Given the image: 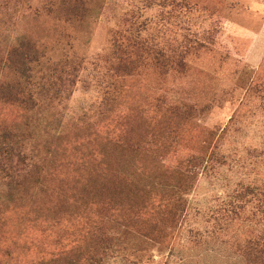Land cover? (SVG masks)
Returning a JSON list of instances; mask_svg holds the SVG:
<instances>
[{"label": "rangeland", "instance_id": "1", "mask_svg": "<svg viewBox=\"0 0 264 264\" xmlns=\"http://www.w3.org/2000/svg\"><path fill=\"white\" fill-rule=\"evenodd\" d=\"M115 1L88 30L67 38L61 35L64 28L60 25L41 22V29H51L48 40H54L55 59L68 57L79 63L80 79L73 93L62 99L40 95L43 101L32 115L33 137L27 146L41 171L40 182H28L27 187L19 182L18 188L0 185V208L12 205L17 192L33 189L38 214L45 220L30 224L25 233L11 229L8 223L3 229L0 227V261L5 248L15 251L21 262L30 260L33 253L27 251L24 242L38 237L39 242L51 244L68 237L74 241L91 236L93 230L85 219L89 214L80 213L90 208L80 205L72 210L68 206L56 214L55 200L64 196L62 187L66 185L58 174H64L68 167L75 168L68 174L71 184L79 167L96 172L107 167L153 183L160 193L161 184L166 188V183L176 182L178 157L202 150L203 143L208 141L207 129L220 133L230 124L224 137L216 142L220 145L219 154L225 155V164L216 166L212 174L199 175L192 190L184 195L185 211L175 218L174 232H168L157 242L135 228H128L123 215L103 217L109 221L106 233L113 239L100 263L239 264L238 241L246 229L263 234L264 215L247 206L237 218L229 214L234 219H223L218 208L237 200L235 195L242 184L264 182V97L259 86L264 83V0H176L182 2L180 6L171 0L168 4L152 5L146 11L142 9L143 20L150 16L171 30L189 25L192 30L204 31L208 37L205 46L192 53L188 71L179 77L160 75L151 56L143 54L131 74L117 75L111 80L100 59L107 49L111 29L116 23L129 27L124 17L129 18V10L143 8L147 0ZM186 3L190 8L184 6ZM108 90L110 93H106ZM184 104H192L199 111L178 128V142L162 150L167 156L153 153L143 145L134 154L120 141L125 133L130 139L141 138L139 132L158 125L162 116L173 119L168 115L170 105ZM22 116L15 107L0 106V122L16 123ZM10 190L13 196L8 195ZM33 231L39 233L32 237ZM69 264L83 263L71 260Z\"/></svg>", "mask_w": 264, "mask_h": 264}, {"label": "trees", "instance_id": "2", "mask_svg": "<svg viewBox=\"0 0 264 264\" xmlns=\"http://www.w3.org/2000/svg\"><path fill=\"white\" fill-rule=\"evenodd\" d=\"M170 1L147 0L143 8L129 10V18L124 17L130 23L129 27L122 28L117 23L112 27L107 49L100 57L108 78L112 80L117 75L131 74L139 61L141 63L143 54L151 56L152 64L162 76L177 74L176 77H179L188 71L192 53L204 47L208 39L204 31L198 28L192 30L189 25L171 30L150 16L142 19V9L146 11L152 5L168 4ZM112 3L116 4V1L0 0V106L15 107L23 115V119L16 123L0 122V185L4 184L5 188L9 185L18 188L20 184L27 187L28 182H40L41 171L34 161V155L30 153L32 149L28 150L27 146L33 137L32 115L43 101L40 95L47 99H62L73 93L80 79L79 63L68 57L55 59V45H52L54 40H48V29H51H41V22L60 25L64 28L61 35L67 38L72 33L88 30L91 23L99 20ZM172 3L182 5V2L176 0H172ZM184 6L190 8L188 3ZM67 28L71 29L68 33L64 32ZM113 84L116 88L117 84ZM259 86L264 97V83ZM106 93H110L109 90ZM108 96L109 100L110 94ZM168 111L173 119L164 115L158 120V125L140 131L141 138L130 139L125 133L123 136L121 134L120 141L134 154L140 152L143 145L153 153L167 156L162 150L178 142L175 139L178 128L186 125L199 109L192 104H184L170 105ZM233 120L231 117L229 123ZM228 127L230 124H226L220 133L207 129L208 141L203 143L202 150L178 157L174 171L177 180L175 183H166V188L161 184L160 193L155 191L153 183L142 182L132 174H120L107 167L98 172L80 170L79 167L74 183L71 184L68 174L75 168L73 170V166L68 167L64 174H58L66 185L62 187L64 196L55 200L56 214L59 215L60 210L68 206L72 210L79 209L80 205L90 208L88 212L80 213L89 214L85 219L93 230L91 236L74 241L68 237L51 244L47 241L39 242V237L31 239L24 244L27 245V251L33 253V258L21 262L15 251L5 248L0 264H69L71 260L83 264H101L100 259L107 255L106 249L113 239V236L106 233V222L109 224V221L103 217L116 218L123 215L127 221L124 224L128 228H135L145 236L161 241L168 232H174L177 225L175 218L185 211L187 198L184 195L187 196L192 190L199 175L212 174L217 170L216 166L222 167L225 164V155L219 154L220 145L216 142L224 137ZM145 153L149 154L147 151ZM17 193L12 205L0 208V227L3 229L8 223L11 229L25 233L31 227L30 224L45 220L38 214L39 205L33 198V189ZM8 195L14 194L10 190ZM235 197L237 200L229 201L227 206H219L218 215L221 218L227 219L230 216V219H234L229 214L237 218L240 210L245 212L247 206H253V209L264 215V182L242 184ZM244 231L243 238L237 243L239 264H264V233L256 235L249 229ZM37 232L33 231L32 237ZM12 242L15 243L14 237ZM55 247L61 249L56 250Z\"/></svg>", "mask_w": 264, "mask_h": 264}]
</instances>
